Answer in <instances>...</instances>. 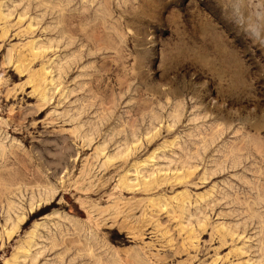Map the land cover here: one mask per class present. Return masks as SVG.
Listing matches in <instances>:
<instances>
[{"label":"rangeland","instance_id":"obj_1","mask_svg":"<svg viewBox=\"0 0 264 264\" xmlns=\"http://www.w3.org/2000/svg\"><path fill=\"white\" fill-rule=\"evenodd\" d=\"M99 263L264 264V0H0V264Z\"/></svg>","mask_w":264,"mask_h":264},{"label":"bare ground","instance_id":"obj_2","mask_svg":"<svg viewBox=\"0 0 264 264\" xmlns=\"http://www.w3.org/2000/svg\"><path fill=\"white\" fill-rule=\"evenodd\" d=\"M45 198H46V197H45ZM40 199H41V198H40ZM47 199H48V198H47ZM48 200H49V199H48ZM37 203H38V202H37ZM38 204H39V203H38ZM33 207H34V206H33ZM36 207H37V206H36ZM29 209H30V208H29ZM32 210H33V209H32ZM30 212H31V210H30ZM30 212H29V213H30ZM22 218H23V217H22ZM20 219H21V218H20ZM22 220H24V219H22ZM20 222H21V221H20ZM99 264H100V263H99Z\"/></svg>","mask_w":264,"mask_h":264}]
</instances>
